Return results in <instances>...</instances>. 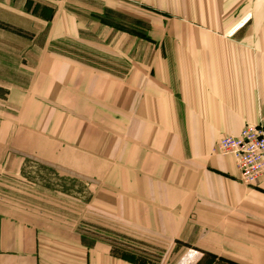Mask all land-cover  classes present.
<instances>
[{"label": "crops", "instance_id": "1", "mask_svg": "<svg viewBox=\"0 0 264 264\" xmlns=\"http://www.w3.org/2000/svg\"><path fill=\"white\" fill-rule=\"evenodd\" d=\"M109 15L144 20L148 38ZM263 118L264 0H0V264H264V181L243 185L215 153ZM26 162L85 185L87 222L60 193L19 198ZM94 221L157 255L115 252Z\"/></svg>", "mask_w": 264, "mask_h": 264}, {"label": "rangeland", "instance_id": "2", "mask_svg": "<svg viewBox=\"0 0 264 264\" xmlns=\"http://www.w3.org/2000/svg\"><path fill=\"white\" fill-rule=\"evenodd\" d=\"M144 14V12H143ZM107 20L114 27L119 28L120 30H125L129 33L139 35L143 38H148L149 26L144 22V20L138 21L133 19L131 16H117V15H109V17L103 18ZM53 50L60 51L62 53L68 54L71 53L75 58L86 62L92 66H96V68L103 69L108 73L115 76H124L129 73L133 69V67H129L128 59L122 57H113L101 52L96 48H91L81 42H64L57 43L53 45ZM99 66V67H98ZM217 153V152H215ZM22 176L25 179L21 181L25 184V186L17 184L11 185V187L15 190V193L21 195L25 191V202H40L44 201L48 204L54 201L53 196H49L48 193H60L62 195L68 196V201L72 205V210H75L79 217V223H86V218L89 215L85 210V203L89 202L91 199L90 191L87 189L85 185L82 183L76 182L66 177L59 176L55 174L53 171L39 167L35 163L26 162L23 168ZM10 186V185H7ZM1 187V186H0ZM19 191V192H17ZM47 193L46 196H41L39 193ZM55 202V201H54ZM35 204V203H34ZM91 214V212H90ZM88 223H91L93 220H88ZM94 230L93 234L95 236H108L111 241L116 245L113 249L115 252L126 255L127 257L133 258L140 262H148L153 260V257L157 255V249L149 247L143 242L133 241L127 237H116L112 233L108 235L103 232L100 226H97L95 221L93 222ZM91 231V230H88ZM207 262L209 258H206ZM215 264H231L224 263L221 261L216 262Z\"/></svg>", "mask_w": 264, "mask_h": 264}, {"label": "built area", "instance_id": "3", "mask_svg": "<svg viewBox=\"0 0 264 264\" xmlns=\"http://www.w3.org/2000/svg\"><path fill=\"white\" fill-rule=\"evenodd\" d=\"M215 152L231 156L239 172V181L245 186L264 181V118L246 124L238 136H223Z\"/></svg>", "mask_w": 264, "mask_h": 264}]
</instances>
